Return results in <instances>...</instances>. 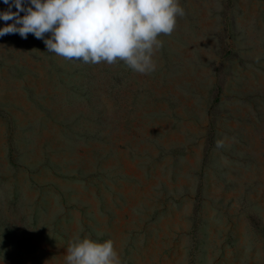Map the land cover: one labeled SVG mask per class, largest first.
I'll return each mask as SVG.
<instances>
[{
  "label": "rangeland",
  "instance_id": "1",
  "mask_svg": "<svg viewBox=\"0 0 264 264\" xmlns=\"http://www.w3.org/2000/svg\"><path fill=\"white\" fill-rule=\"evenodd\" d=\"M180 4L151 74L0 37V264H264V0Z\"/></svg>",
  "mask_w": 264,
  "mask_h": 264
},
{
  "label": "clouds",
  "instance_id": "2",
  "mask_svg": "<svg viewBox=\"0 0 264 264\" xmlns=\"http://www.w3.org/2000/svg\"><path fill=\"white\" fill-rule=\"evenodd\" d=\"M0 37L32 34L48 52L84 64L123 63L140 74L157 69L161 35H171L185 15L180 0H4ZM15 6L16 11H12ZM24 14L21 16L20 13ZM47 34V35H46ZM217 148L224 146L218 140ZM65 264H122L111 239L83 237L69 244Z\"/></svg>",
  "mask_w": 264,
  "mask_h": 264
}]
</instances>
